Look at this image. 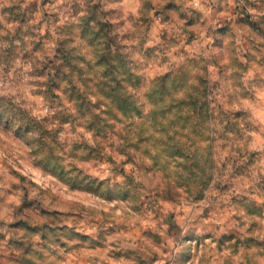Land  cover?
<instances>
[{
	"label": "rangeland",
	"instance_id": "rangeland-1",
	"mask_svg": "<svg viewBox=\"0 0 264 264\" xmlns=\"http://www.w3.org/2000/svg\"><path fill=\"white\" fill-rule=\"evenodd\" d=\"M234 27L264 38L247 9L233 22L186 0H6L0 264H153L175 253L179 228L195 241L182 255L235 241L238 255H264V63L198 55ZM208 191L248 226L185 230L183 197Z\"/></svg>",
	"mask_w": 264,
	"mask_h": 264
},
{
	"label": "clouds",
	"instance_id": "clouds-1",
	"mask_svg": "<svg viewBox=\"0 0 264 264\" xmlns=\"http://www.w3.org/2000/svg\"><path fill=\"white\" fill-rule=\"evenodd\" d=\"M255 2L256 0H186L188 5L197 7L200 11L211 15L213 18L223 16L233 20V22H235L236 16H239L244 9H247V12L256 20L264 18V7L258 10L251 6ZM58 3L63 4L65 0H58ZM5 6L6 0L5 3H0V8ZM221 7L224 8L223 13L220 12ZM232 13H235V15H232ZM218 43L223 44L222 49L219 47L212 48L210 46V41H205L201 46L203 50L199 52L198 55L204 57L209 62L216 61L221 66H225L233 59H241L245 52H247L256 57V63H264V38L252 33L247 27H234V36L220 40ZM254 46L256 49L255 51L253 50ZM13 71H15V69H13ZM225 72L231 76V70L229 68L225 67ZM11 77L12 73H9V78ZM25 78L29 79L31 77L26 76ZM3 81V66L0 65V96H9L12 90L8 89ZM257 84L260 88H264V80H258ZM245 86H247V78H245ZM255 111L264 113V96H261L260 100L257 101L254 112ZM261 131L264 132V128H262ZM261 171L264 172V169H261ZM109 173L112 175V179L115 180L116 177L111 173V169H109ZM255 179L257 178L254 177V180ZM154 187V185H150L149 191ZM205 196L206 199L199 204L192 203L195 196L185 195L183 197L180 209L184 214L182 226H185V230L186 227L191 226L193 222L198 226L204 227L206 231L215 229L217 225H219L221 229L229 226L237 227L240 223H243L245 227L248 226L250 218L247 216L240 217L238 220L233 219L231 215V201H222L215 191H208L205 193ZM153 203H155V201H153ZM221 209H228L229 211L226 213L221 211ZM145 217L151 220V215L149 213H145ZM205 217H207V219H205ZM261 224L264 225V221H261ZM260 232L262 234L261 238L264 239V227L260 229ZM168 247L176 252L180 250L175 245H169ZM209 256L212 257L211 260L208 259ZM226 262L227 264H264V255L257 251H253L248 253L246 257H241L240 255L233 256L230 252L217 254L213 249L209 253L202 252L201 257L195 261V264H226ZM157 264H160V261H157Z\"/></svg>",
	"mask_w": 264,
	"mask_h": 264
},
{
	"label": "crops",
	"instance_id": "crops-1",
	"mask_svg": "<svg viewBox=\"0 0 264 264\" xmlns=\"http://www.w3.org/2000/svg\"><path fill=\"white\" fill-rule=\"evenodd\" d=\"M190 227V226H189ZM176 228H178V227H174L173 229H176ZM189 230V229H188ZM190 230H191V228H190ZM177 231H179L178 233H177V235L176 236H181L182 235V230H180V228L177 230ZM192 231H194V230H192ZM184 234V233H183ZM190 235V234H189ZM178 237H176L175 239H174V241H176L177 242V240H178V242H177V244L176 245H178L179 247V251L181 252L183 249H185V247L187 248L188 247V245H189V247H190V245L192 244V243H195V241H193V240H189V239H184V241H183V239H180V241H179V239H177ZM203 241H205V240H202L201 242L202 243H200V245H209V242H206V243H204ZM239 243V241H235L234 243H232V244H222V245H220L219 247L221 248H223L222 250H224L225 251V253L226 252H230L233 256H237L238 255V251H239V249H240V247H242V245H239L238 244ZM163 245H165V244H163ZM170 245H175V244H173L172 242H171V244ZM175 245V246H176ZM196 247L197 245H193V247ZM211 246V245H210ZM209 246V247H210ZM216 247V246H215ZM218 247V248H219ZM220 248H219V250H220ZM236 248V249H235ZM208 249V248H207ZM207 249L206 250H203V252L204 253H209L210 251L208 250L207 251ZM227 250H230V251H227ZM176 252L175 251V253L174 254H170V255H164V256H160V257H158L157 258V261H160V264H195V261L198 259V258H200L201 257V253H198V251L195 249V253L194 254H185V255H182L180 252ZM240 256L241 257H246V255L245 254H240ZM146 257H147V259H148V256H144L142 259H127V257H124L123 258V262L126 264V262H127V264H145L144 263V258L146 259ZM99 258L100 259H103V260H105L106 261V264H109V261L107 260V259H109V258H111L110 257V255H101V257L99 256ZM163 258V259H162ZM208 259L209 260H211L212 259V257L211 256H209L208 257ZM157 261L156 260H154V261H152L151 260V262L153 263V264H157ZM149 262H150V259H149ZM148 262V263H149ZM150 264V263H149ZM226 264H227V262H226Z\"/></svg>",
	"mask_w": 264,
	"mask_h": 264
}]
</instances>
